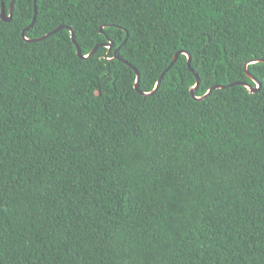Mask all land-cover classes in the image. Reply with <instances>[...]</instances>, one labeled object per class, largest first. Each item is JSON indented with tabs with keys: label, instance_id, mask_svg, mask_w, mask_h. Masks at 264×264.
I'll list each match as a JSON object with an SVG mask.
<instances>
[{
	"label": "trees",
	"instance_id": "1",
	"mask_svg": "<svg viewBox=\"0 0 264 264\" xmlns=\"http://www.w3.org/2000/svg\"><path fill=\"white\" fill-rule=\"evenodd\" d=\"M2 1L0 264H264V0Z\"/></svg>",
	"mask_w": 264,
	"mask_h": 264
},
{
	"label": "water",
	"instance_id": "2",
	"mask_svg": "<svg viewBox=\"0 0 264 264\" xmlns=\"http://www.w3.org/2000/svg\"><path fill=\"white\" fill-rule=\"evenodd\" d=\"M13 4H14V0L11 2L10 12H9V13H6V12H5V4H4V1H2L1 17H2L4 20H7V21H8V20H10V19L12 18V15H13ZM36 17H37V6H36V4H35L34 17H33V20H32V22H31V24L29 25V27L34 25L35 20H36ZM29 27H27V28L23 31V36H24V38H25L26 40H28V41H34V40H41V39H43V38H46L47 36L51 35L52 33L57 32V31H58L61 27H63V26H59V27H57L53 32H50L49 34H47V35H45V36H42V37H39V38H36V39H28V38L25 37V31H26ZM69 29H70V31H71L72 39H73L74 43H75L76 46H77V53H78L80 56H82V57H84V58H85V57H89L91 54H93V53L96 51L97 46L91 51L90 54H88V55H82V54H81V49L79 48V46H78V44H77V42H76V39H75V32H74V30H73L72 28H69ZM100 30H101V32H103V26L101 27ZM113 45H114V43H110V44L108 45V47L111 48ZM180 52H187V51H185V50H181ZM177 53H178V52H177ZM177 53L175 54V56H174L173 60L171 61L169 67H171V66L175 63L176 59L178 58ZM187 53H188V52H187ZM121 60H123L124 62H126L127 64H129L130 66L133 67V65H132L131 63H129L127 60H124V59H122V58H121ZM258 61H264V58H263V59H255V60H251L250 62L245 63V70H246L247 74H248V75H249V76L255 81L256 85L250 84L249 82H234V83H231V84H229V85H233V84H242V85H245V86H246L251 92H257V91H259V90L256 89V86H257L258 84H261V83H260V82H259V81H258L253 75H251V74L249 73V71H248V64H249V63H253V62H258ZM188 65H189L190 68L192 69V67H191V56H190V58H189V56H188ZM169 67H168V68H169ZM133 68H134V70H135L136 73H137V79H136L135 87H136L137 90H139V88H137L136 85H137V83H139V81H140V79L138 80V78H140V75H139L138 70H137L135 67H133ZM168 68L165 70V72L168 70ZM165 72H164V73H165ZM164 73L162 74L161 78L163 77ZM195 75H196V78H197V83H196V84L199 85V77H198L197 73H195ZM161 78H160V79H161ZM159 82H160V81H159ZM224 86H225V85H216V86H214V87L216 88V87H224ZM195 89H196V88H192V94H193V95H194ZM208 93H209V91H208ZM143 94H149V92H143Z\"/></svg>",
	"mask_w": 264,
	"mask_h": 264
},
{
	"label": "snow or ice",
	"instance_id": "3",
	"mask_svg": "<svg viewBox=\"0 0 264 264\" xmlns=\"http://www.w3.org/2000/svg\"><path fill=\"white\" fill-rule=\"evenodd\" d=\"M177 55H185V56H189L190 58V54L187 53V52H180L178 51ZM88 57H85V59H87ZM140 78H138L139 80ZM137 88H139V83H137ZM148 87L150 88V92H149V95H155L158 91H159V88H160V83L159 82H156L155 84H149ZM193 88H198L199 85L198 84H194L192 86ZM260 88H264V83H261V84H258L256 86V89L259 90ZM214 89H210L209 92L213 91ZM207 95V94H205Z\"/></svg>",
	"mask_w": 264,
	"mask_h": 264
}]
</instances>
